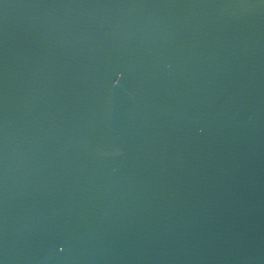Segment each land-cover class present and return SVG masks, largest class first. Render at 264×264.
<instances>
[{"label": "water", "instance_id": "1", "mask_svg": "<svg viewBox=\"0 0 264 264\" xmlns=\"http://www.w3.org/2000/svg\"><path fill=\"white\" fill-rule=\"evenodd\" d=\"M0 264H264V0H0Z\"/></svg>", "mask_w": 264, "mask_h": 264}]
</instances>
